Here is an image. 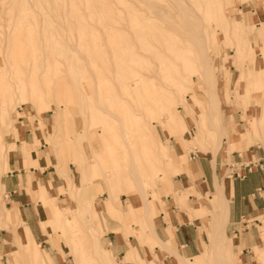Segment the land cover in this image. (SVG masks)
Here are the masks:
<instances>
[{
	"label": "rangeland",
	"instance_id": "rangeland-1",
	"mask_svg": "<svg viewBox=\"0 0 264 264\" xmlns=\"http://www.w3.org/2000/svg\"><path fill=\"white\" fill-rule=\"evenodd\" d=\"M182 1L203 14V25L197 29H201L206 40L215 86H207L200 75L205 64L196 46L190 39V45L183 44L181 34L162 22L167 19L177 23V9L163 7L172 0H0V108L4 99L8 108L5 113L0 112L1 234L8 232L3 228L9 229L2 177L18 157L14 133L28 115L33 116L32 126L28 127L31 135L41 130L42 155L52 150L56 158L67 152L69 158H81L80 167L91 177L87 180L94 179L101 193L106 191L108 195L118 196L122 206L135 196L139 198L140 207L143 198L146 203L152 198L155 204L151 205L153 212L147 219L153 221L161 211L167 214L163 209L172 197H180L179 191L175 195L169 192L170 186L174 184L177 189V181L185 175L191 154L220 156L225 166L230 163L228 154L235 149L243 150L251 145L264 147V127L260 125L255 143H246V136L230 152L224 150L232 141L230 136L235 129L242 132L250 129L248 119L256 115L257 101L264 97V80L259 78V70L264 68V41L260 38L264 28V0ZM188 17L195 19L191 13ZM242 20L238 32V22ZM184 34L192 38L190 31ZM228 59L231 62L223 73L222 65ZM19 67L40 68L37 91L44 95L41 105L28 99L29 84L16 78L22 76L17 73ZM29 72L32 74V70ZM241 72L242 82L238 88L236 80ZM211 86L218 96L228 92L231 98L222 105L221 114V103L217 106L219 109L215 107L214 112H210L212 101L206 93L209 89L214 92ZM237 92L241 97L235 101ZM167 112L173 115L174 122ZM216 114L221 117L214 121ZM220 120L229 135L224 137L222 147L214 155L215 147L218 149L222 140L217 128ZM210 123L215 128L209 126ZM168 143L175 165L164 179L160 153L162 145ZM70 165V173L75 177L76 164L70 162ZM176 165L180 166V172L175 170ZM44 169L50 182L46 178L39 180L38 174L35 179L46 188L39 196V210L48 232L39 239L47 238L49 244L34 241V246L39 245L47 256L53 250L56 259L52 264H118L122 257L108 253L113 228H119L125 237L132 235L137 239L136 232L143 228L149 230L150 221L145 216L137 221L128 219L107 225L99 213L103 230L98 229L101 232L96 234L91 226L88 203L79 215V209L84 206L77 188L70 185L68 194H64L59 188L63 178L55 175L53 166H37L39 173ZM223 175L229 176L230 171L224 168ZM133 176L146 179L143 192L135 180L133 183ZM156 191L162 192L159 198L162 209L156 201ZM185 193L186 201L179 198L177 202L180 206L189 202V191ZM107 194L96 199L103 203ZM204 198L209 200V195ZM25 201L35 203L29 194L25 195ZM69 206L72 211H67ZM23 224L17 231L22 240L24 238V246L29 247L33 239ZM219 237L220 243L229 241L224 233ZM156 245L150 241L147 246L154 252ZM204 245L214 246L209 238ZM15 249L7 259L0 258V264H38L24 256L21 246ZM253 250L258 253L264 248L254 247ZM233 252L235 255L229 254V263L242 253L237 249ZM221 260L224 259L216 257L214 264H221Z\"/></svg>",
	"mask_w": 264,
	"mask_h": 264
},
{
	"label": "crops",
	"instance_id": "crops-1",
	"mask_svg": "<svg viewBox=\"0 0 264 264\" xmlns=\"http://www.w3.org/2000/svg\"><path fill=\"white\" fill-rule=\"evenodd\" d=\"M238 23V32H240L243 20ZM260 38L264 41V28L260 31ZM230 62L231 60L228 59L223 63V73L227 72ZM259 71L261 74L259 78L264 80V68ZM241 82L242 72L236 80L238 88ZM219 97L221 114L222 105L228 103L231 98L228 92H223ZM240 97L241 93L237 92L235 101H238ZM257 102L256 115L248 119L251 124L250 129L247 132L235 129L233 135L230 136L232 141L225 147V151L230 152L233 146L241 144L244 140L242 138L246 136L248 144L257 141L260 125L264 127V97ZM220 117V115L215 116L214 121L219 120ZM32 119L33 116L28 115L25 120L20 122L22 124L16 127L17 133H14L13 142L16 143L18 157L11 162L10 169L2 177L5 206L9 210L5 214L9 229H3L8 230L9 233L7 231L5 234L0 233V258L7 259L13 251L17 250L14 238L16 233L14 234L12 230H17L21 223H24L23 226L29 229L34 241L49 244V239H39L48 232L47 226L44 225L43 215L39 210V203H41L39 196L41 192L43 193V188L45 190L46 188L43 185H38L35 177L38 174L39 180L43 178L49 182L50 180L47 169L39 173L37 166L41 168L53 166L55 168V175L63 178V184L59 188L64 194H68L67 188L70 185L77 188L76 192L80 193L82 197L81 205L84 206V209H79V215L87 208L86 204L90 203L91 226L95 229L103 230L99 213L103 215L107 225L124 222L128 219L137 221L141 216L149 217L153 212L151 205L154 200L152 198H148L150 201L146 204L143 201V206L140 207L141 205L137 204L139 198L135 196L129 204L122 206L118 196L110 197L106 191L101 193L93 180H87L90 174L89 172L85 174L84 168L80 167L81 158L80 160L77 156L69 158L68 152L62 153L56 158L55 152L52 150L42 155L40 152L41 130H35L34 136H32L31 129L28 128L32 126ZM217 128L222 134V140L218 149L215 147L214 155L222 147L224 137L229 135L222 120ZM75 130L77 132V129ZM30 139L33 140L30 141ZM170 143L162 145L160 153L165 172L164 179L169 177L171 167L173 164L175 165L171 159L172 147ZM228 160L230 163L223 166L220 156L209 158L191 154L190 161L185 166V175L177 181V189L172 184L169 191L174 195L179 191V198L182 199V202L186 201L185 192L189 191V202H185V206H180L177 203L179 198L172 197L166 208L163 209L167 214L165 211H161L155 221L147 219V221H151L149 230L143 228L142 231L136 232L142 245L132 235L125 237L123 231L113 228L109 235L108 249L112 256L118 254L119 257H122V261L118 264H165L170 261L172 264H200V262L214 264L216 257L224 259L220 261L221 264H264V251L257 253L253 250L254 247L264 248V147L251 145L243 150L235 149L231 154H228ZM70 162L76 164L75 177L70 173ZM26 167H29L28 170ZM174 168L176 171H181L178 165ZM224 168L230 171L229 176H222ZM161 193L157 192L156 201L158 200L162 209V201L159 199ZM26 194H29L35 203L25 201ZM102 194H107L103 203L96 199ZM207 195H209V200L204 198ZM108 200L111 202L110 205L107 204ZM127 230L129 231L130 228L128 227ZM135 231L138 230L135 229ZM16 232L19 235V230ZM222 233L229 238L225 244L218 241ZM149 235L151 238L148 237ZM206 238L213 241V247L208 248L204 245ZM150 241L157 243L154 246V252L147 246ZM235 249L242 253L229 263V254L235 255L233 252ZM219 252L221 255H218ZM180 257L187 263L183 262ZM55 259L54 251H49L48 263L52 264Z\"/></svg>",
	"mask_w": 264,
	"mask_h": 264
},
{
	"label": "bare ground",
	"instance_id": "bare-ground-1",
	"mask_svg": "<svg viewBox=\"0 0 264 264\" xmlns=\"http://www.w3.org/2000/svg\"><path fill=\"white\" fill-rule=\"evenodd\" d=\"M142 1V0H141ZM151 1V0H150ZM188 2V0H187ZM67 3V2H66ZM137 3V2H136ZM68 4V3H67ZM135 4V3H134ZM146 4V3H144ZM186 3H184L182 0H172V2H167L165 3V5L163 7H165L166 9H177V16H176V20H177V23L176 22H173L171 20H167V19H163L162 22H165L167 25H170L171 27L174 28V30L178 31V33L181 34L182 36V40H183V44H188V39H190L191 41V44L193 43L194 46H196V48L198 49V51H200L201 53V58L203 59L204 61V68L203 71H201L200 75L201 77H203V81L206 83L207 86H210V85H214L213 82H214V77H213V73L211 71V69L209 68V60H208V53H207V49H206V43H205V38H204V35L202 33V31L198 30L197 27L201 28L202 25H203V14L202 16L200 14H198L196 11H194L193 9H190V7H187L185 5ZM149 5V4H148ZM189 5L191 6V3H189ZM188 5V6H189ZM136 6H138L136 4ZM147 6V5H146ZM140 7V6H139ZM132 8V7H131ZM153 8V7H152ZM142 9L143 11V7L141 8L140 7V10ZM155 9V8H153ZM147 10V9H146ZM158 11V10H157ZM147 12V11H146ZM159 12V11H158ZM192 14V16H194L195 19H191L188 17V14ZM145 14V13H144ZM162 14V13H160ZM150 17V16H149ZM162 19V17H160ZM160 19V20H161ZM165 20V21H164ZM69 22V21H68ZM70 23V22H69ZM164 23V24H165ZM71 24V23H70ZM72 26V25H71ZM75 30V28H74ZM187 31V33L190 31L192 33V38L188 35V34H184V32ZM179 34V35H180ZM76 40V39H75ZM190 45V44H188ZM209 47V45H208ZM185 47H182L181 50H184ZM77 49V48H76ZM191 49V48H190ZM75 50V49H74ZM76 52V51H75ZM202 61V62H203ZM25 65V64H24ZM20 69H17V73H21L22 76L21 77H16L18 78L19 81H22V83H26V84H29L30 86V97L28 99L32 100L33 103L37 106L41 105L43 100H44V95L42 93H38L37 89L39 88V79H37L38 75H40V71H39V67H33L32 69L31 68H24V67H19ZM88 68V67H87ZM32 70V74H30L29 71ZM35 73V74H34ZM66 80V79H65ZM210 81V83H209ZM47 82V86L48 88L51 89V85L49 84V79L46 80ZM57 82V80H56ZM204 83V84H205ZM206 86V88H207ZM212 87V86H211ZM214 88V92L212 89H209V92L206 93V95H208L207 97L212 101V104H209V109H210V112H214V109L215 107H217L220 103V99H219V96H218V93L215 92V87H212ZM58 89V88H57ZM69 89V86L68 88ZM205 95V94H204ZM9 101V100H8ZM210 101V103H211ZM31 102V101H30ZM219 107V106H218ZM217 107V108H218ZM216 108V109H217ZM7 103H6V100L4 99L3 101H1V108H0V112L3 114L6 112L7 110ZM219 109V108H218ZM167 114L170 116L169 112H167ZM7 115V114H6ZM210 115V114H209ZM173 115L170 116V121L174 122L173 120ZM158 118V117H157ZM208 121V120H207ZM171 122V124H172ZM213 123V122H212ZM210 123L209 126H213V124ZM169 124V123H168ZM174 124V123H173ZM172 124V125H173ZM171 125V126H172ZM169 126V125H168ZM214 127V126H213ZM2 128V127H1ZM215 128V127H214ZM219 130V129H218ZM207 132V131H206ZM221 133V132H220ZM153 135V134H152ZM221 137H222V134H221ZM221 142V140H220ZM130 150V148H129ZM131 152V150H130ZM133 170V169H132ZM131 170V171H132ZM105 176V175H104ZM99 178V177H98ZM134 179L133 180V183H134V180L136 182V186H138V189L143 192L144 191V186H145V183L144 180H142V177H135L133 176ZM94 180V179H92ZM91 180V181H92ZM103 181V180H102ZM137 188H135L136 190ZM127 192V191H126ZM114 194V193H113ZM142 194V193H141ZM110 197H113V195L111 194ZM144 200V204H146V200L145 198H143ZM92 201V200H91ZM109 201V200H108ZM89 206H90V203H88ZM108 205L111 204V202L109 201L107 203ZM143 206V205H142ZM146 206V205H145ZM62 209V208H61ZM106 209V208H105ZM148 209V207H147ZM64 210V209H63ZM68 210H71V208H67V211ZM61 211V210H60ZM72 211V210H71ZM148 212V211H147ZM145 214V213H144ZM149 214V213H148ZM63 216H61L62 218ZM149 218V217H148ZM56 219V218H55ZM68 219V218H67ZM113 219V218H112ZM147 219V218H146ZM71 220V219H70ZM77 220V219H76ZM56 222V221H55ZM59 223V220L57 221ZM67 222V221H66ZM71 222V221H70ZM151 222V221H150ZM72 223V222H71ZM14 227V226H13ZM151 227V226H150ZM15 228V227H14ZM17 231V230H16ZM77 231H81V228H77ZM96 234H99L101 231H99L98 229H95L94 230ZM154 232V231H153ZM15 240H16V243L17 245L20 247H22L23 249V252H24V256H27L29 258H31L33 261L37 262L38 264H49L48 263V260H47V254L45 252V254L40 250V248L35 247L34 246V240L32 242V244L29 246V247H25L24 244H23V240L21 239L20 237V234L18 235V232H16L15 236H14ZM52 252V250H50ZM72 251V250H71ZM73 252V251H72ZM109 255L111 256V253L108 251ZM101 254H103V252H101ZM18 256V255H17ZM181 256V255H180ZM181 259V257H180ZM182 261L185 260V259H181ZM32 261V262H33ZM30 262V261H28ZM180 262V261H179ZM185 262V261H183ZM187 263V261L185 262ZM112 264V263H111ZM114 264V263H113Z\"/></svg>",
	"mask_w": 264,
	"mask_h": 264
}]
</instances>
